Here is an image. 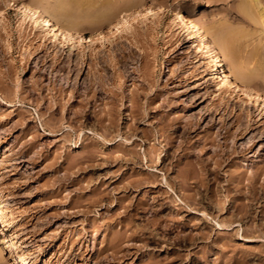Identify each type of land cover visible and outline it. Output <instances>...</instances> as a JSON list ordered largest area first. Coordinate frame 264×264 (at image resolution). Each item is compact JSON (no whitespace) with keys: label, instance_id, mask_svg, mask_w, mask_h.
Wrapping results in <instances>:
<instances>
[{"label":"rangeland","instance_id":"rangeland-1","mask_svg":"<svg viewBox=\"0 0 264 264\" xmlns=\"http://www.w3.org/2000/svg\"><path fill=\"white\" fill-rule=\"evenodd\" d=\"M90 1L64 3L87 39L109 23L85 17ZM116 1L130 19L159 9L102 45L84 42L80 52L50 42L53 53L39 54L38 40L17 28L24 1L0 0V264H264V106L257 121L255 106L225 94L213 98L214 82L201 61L187 62L193 46L176 57L172 44L181 41L175 27L172 34L168 29L172 7L210 28L239 1L138 0L131 8ZM232 26L250 32L242 57L253 59L244 66L262 69L264 23L253 31L240 19ZM194 37L202 40L201 32L195 29ZM122 49L128 71L113 65ZM97 68L105 88L86 93L82 80ZM263 72L252 82L262 96ZM113 100L119 113L111 120L120 135L104 129L108 117L100 121ZM217 143L224 161L216 181L208 175L209 191L184 181L186 168L205 163ZM197 185L203 202L192 195ZM216 221L231 227L220 229Z\"/></svg>","mask_w":264,"mask_h":264},{"label":"bare ground","instance_id":"bare-ground-1","mask_svg":"<svg viewBox=\"0 0 264 264\" xmlns=\"http://www.w3.org/2000/svg\"><path fill=\"white\" fill-rule=\"evenodd\" d=\"M23 1H24V3L22 5V7L20 9H16L17 13L21 17V18H17L18 19L17 20L18 21L17 28H18L19 32H21L22 35H24V36L31 35V40H35V39L38 40V42L40 43L39 46L37 47V49L39 50V52H38L39 54H40V52L44 51V53H46L48 50H50L51 47H49L47 45V43H50V42L52 43V45L55 44V46H57V47H63L64 45H67V46L69 45L70 46V47L68 46L69 48L79 49L80 52H83V49H84L83 43L84 42H90V43L91 42H93V43L94 42L95 43L100 42L102 45V44H104V39H106V36L108 37L110 35L111 36L113 35V36L117 37L119 35H122V33H124V32L128 33V31L132 28L131 26L133 25L131 20L136 19V17H137V16L133 15L134 17H132L130 19V16L129 17L128 16L126 17V15L124 16L122 14L123 10H122V8L120 9L118 7V5H117L118 2L116 0H92V1L87 0L88 2L89 1L91 2L90 3L91 9H89L90 11L87 9L89 13H87L86 12L87 10H86L84 14H86V13L89 14L88 16L85 15V17H89V21H90V18L92 21H95L97 24H99V22H102L104 20L109 21L108 27H107V30L105 31V33L103 30H101V27H99L100 26L99 25L98 28H96V30H94L92 32V34L90 36H88L89 38L87 39L86 37L82 36V34H79V33L83 32L84 28L81 26L78 19L75 20L76 17L73 19L71 16H69L70 15L69 13L72 10H70V12L67 11L69 9H67L66 4H64L65 0H64V2H63V0H55V1H53L54 3L49 1V2H51V4L53 3L50 6H47L48 4L46 6H43L45 4V3H42L44 0H23ZM47 1H45V2H47ZM125 1H126L125 4L128 8H131V7H133L139 3L138 0H125ZM237 1H239L238 6L235 9L232 8V9L228 10L227 13H225L226 14L225 16H223L224 15L223 14L222 15L223 17L221 16L220 18L213 19V22H211L213 26L211 25L210 28L208 26H206L205 24L202 25L201 24L202 22H199L198 19H196L195 17H193V16H190V17L187 16L186 17V15L182 11L178 10V8L172 7L173 17H171V19L169 20L168 29H169V32L172 34L173 32H171V29L173 27H175V30L178 31L177 32V39H179L181 41V42H177L175 44H172L173 45L172 49H173V52L176 53V57L183 58L184 52L182 51V49H183V47H185L184 45L187 44V46H189V47L191 46V48L193 46L194 49L193 50L191 49V51L193 52V55L191 54V56H189V58H187V62L189 64H191L192 60L196 59V58H198V61H201L202 66H203V70L205 71L206 75L208 76V78L213 79V82H214V84H213L214 89L211 91L212 97L218 98L219 96L222 97V94H225L227 99L228 98H233V99L237 98V99H241V101L245 102L246 104L255 106V110L257 112L255 116L258 119L257 121H259L260 118H258V117L262 113L261 109L259 107V104H261V106H264V96H262L258 92V90L255 89L252 82H253L254 76L257 75L258 73H261L262 70H264L263 69L264 67L261 69L262 66L259 65L261 70L257 69V67L254 66L255 64H252L253 66L250 65L251 67H249V66L245 67V66H247V64H251L250 63L251 61H249V60L253 59V58L247 59L248 57H250L249 55H248V57L246 56L247 57L246 59H243V57H242V56H244L242 51L246 50V47L249 45V44L248 45L246 44V42H247L246 37L248 36V34L250 32L248 31L249 32L248 33L247 30H245V28H242L243 26H241V28H239L240 26L239 27L237 26L238 27L237 28L235 26H232V24L234 23V21L240 19V21H242V24H244L246 27L252 28V27H255V24L263 25L264 16H263V13L259 10L261 0H237ZM66 2H67V0H66ZM87 6H88V3H87ZM88 8H89V6H88ZM157 10L154 8L153 9L148 8V9H145L144 12L137 11L135 13L139 14V16H141V17L142 16L145 17V16H149V15L154 14V12ZM132 14H134V13H132ZM139 16H138V18H140ZM116 17H118V18H116ZM77 18H78V16H77ZM82 18H84V16ZM26 19L28 20L29 24L26 23ZM97 24H94L95 27ZM195 29L201 32L202 40L198 41L194 37V30ZM252 31H253V28H252ZM251 34L253 35L254 33H251ZM259 34H261V33H259ZM249 37H251V36H249ZM209 38H211V40ZM112 40L113 39H111V38H107V41L109 42V44L111 42H113ZM169 47H170V45H169ZM220 50H221V52L224 53L225 57L230 61L233 74H232V72L231 73L228 72V69L224 66L223 60L220 56V53H221ZM50 52H52V49L50 50ZM49 53H47L48 56H50ZM114 55L117 57V58L116 57L114 58L115 59L114 61H116L115 62L116 64H113L114 63L113 61L109 62V64H111V65L112 64L113 65L119 64V66L121 68H123V70L126 71L128 69L127 58H126L127 54L122 49L119 51L118 54L116 53ZM59 56H60V54L56 55V58H58ZM251 56L253 57L254 55H251ZM255 56H257V55H255ZM255 56H254V58H255ZM94 57H95V60L100 59V57L97 56V53H94ZM243 60H246V61L244 62ZM56 61H58V60H56ZM52 62L55 63V58H54V61H52ZM100 62H99L100 67H103V68L106 67V65H104V62H106V61H104V62L102 61L101 63ZM246 62H247V64H246ZM111 65H110V67H111ZM262 65H263V62H262ZM92 66H94V64ZM13 67H15V66H13ZM68 67H70V66H68ZM100 69L101 68H97V69L93 70L94 72H92V74L94 73L93 74L94 76L93 75L90 76L92 78H90V77L89 78L88 77L83 78L82 81L85 84V86H84L85 91L84 92H86V93H90V92L92 93L93 92L94 93L97 88H100V89L105 88V84L103 82L102 75H100L98 73V72H100ZM263 74H264V72H263ZM232 76H234L233 79H235V82L232 81ZM95 85L97 86V88ZM107 90L111 91L110 89H107ZM112 94L114 95L115 93L112 92ZM136 96L138 97L137 92H136L135 96H131L133 98L130 97L131 100L129 99V101H131L130 106L132 108H134V107L137 108L136 105L138 104V102H137L138 99H136ZM113 101H111L110 103H112ZM116 103L114 101L112 103V105L110 104V106H109V104H108L109 107H108V109L105 108V110H104V107L102 106L103 111H102V109L100 111V115H101L100 121H103V119L105 117L106 118L108 117L109 118L108 120L111 121V123H109V124L103 125V123H102V125L104 126V129L106 131L108 130L111 133L112 132L116 133V132L122 130L121 128L118 127V125H115L117 123H114V124L112 123L113 118H115V116L117 117V114L119 113V108H117L118 104H116ZM133 111L135 112L134 109H133ZM133 111L130 112V115L135 117V114L133 113ZM137 115H136V117H137ZM261 117H263V116H261ZM111 118H112V120H111ZM237 122H239V118L237 119ZM130 129H132V128H130ZM116 134H118V133H116ZM120 134L121 133H119L118 135H120ZM235 135H236V133L232 134V136H235ZM207 140H208V143H210V145H212L211 143L215 142L214 137L213 138L211 137V139H209L207 137L205 139V141H207ZM216 145H217L218 149L213 148L214 150L213 151L211 150L212 154L210 155V158L207 160L205 159L206 160L205 163H207V164H205L204 162H200V161L198 162L197 161L196 164L192 165V166H194L193 167L194 170H192V168H191V170H189L188 168L191 167L189 165H188L189 167L187 166L188 168L185 167L186 170H188V171H186L187 173L185 174V176H183L184 174L181 173L183 178H185L184 181H186V180L189 181V179L190 180L193 179L192 183L194 185H195V182H197L200 186H204L206 188V190L209 191L208 186H210V182H209L210 178L208 175L212 174L213 175L212 180L216 181L219 178L220 171L222 170L221 165L224 161L221 153L218 154V152L221 151V150L219 151L221 146L218 145V143ZM215 157H217V158L213 159ZM153 161H154V159L152 156L146 157V164L147 163H148V165L152 164ZM209 167H211V168L209 169ZM190 171H192V173H190ZM163 179H164V182L168 185V180H167V177L165 175H163ZM200 186L197 185L195 187L196 189L194 191V194H192V195L193 196L198 195L201 198L200 201L203 202V197H202L203 195L200 193ZM210 197L211 196L206 192L205 198H210ZM211 202H213L212 199H211ZM214 209H221V203L218 202V203H216V205L214 203ZM243 209L245 211L246 207L242 208V211H243ZM215 224L220 229H229L231 227L230 226L231 224L229 225V224H225L223 222H218V221H216ZM9 242H10L11 246H17L18 245L17 241L11 237H9ZM22 260H23V258H22Z\"/></svg>","mask_w":264,"mask_h":264}]
</instances>
